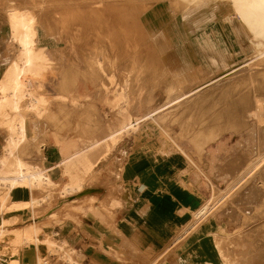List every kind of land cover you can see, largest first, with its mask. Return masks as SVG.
Instances as JSON below:
<instances>
[{"label": "rangeland", "instance_id": "rangeland-1", "mask_svg": "<svg viewBox=\"0 0 264 264\" xmlns=\"http://www.w3.org/2000/svg\"><path fill=\"white\" fill-rule=\"evenodd\" d=\"M15 1L19 6H30L33 7L35 11L38 10L37 15L40 23L39 44L46 45L44 46L45 52H47L52 59V69L49 70L46 76L45 84H42L40 87L41 90L46 92V96H48L50 100L45 112L46 114H44L41 119L44 123L42 125L46 128V145H49L50 141H54L57 146L60 147L63 141L65 143L70 142L69 144L72 147L68 149L67 155H69V158L74 159L82 152L84 153L85 151H88L92 144L91 141L94 139L101 140L106 135L112 132L116 133L117 131L118 135L116 134L114 137L115 141L109 139L101 143L99 150L96 151V154L92 158L95 160V163L89 172H81L82 166L72 167L71 171L73 174H80L82 176L84 186L81 192L72 191L65 193L64 196L61 194V188L66 182L71 180V175L64 171L66 163L61 164V162L64 161H60L63 157L61 149H56V152H58L60 156V162H58V165H54L56 167L53 170L49 169V167H52L53 165H46V170H49L48 172L51 173L52 178L57 181V185L48 189L47 192L45 191L46 189H41L40 192L39 190L32 191V196L38 198L42 197L41 199L43 202L41 205L33 208L32 206L20 207L25 211H30V220L28 222H23L22 218H18L14 215L15 213L12 212L13 210L20 208L11 209L8 206H5L4 209L0 211V226L6 225L9 229L10 227L11 229L18 227V229H22L32 222L38 221L46 224L47 228L45 227V235L48 234L52 239H55L58 237L54 236L56 234V231L53 228L54 226L65 225L74 221L77 222L84 217L97 219L105 226L111 225L114 223L115 219H117L116 216L118 215L117 210H110L111 199L115 197L121 200L126 199L123 197L124 188L121 186L119 180L122 165L115 166L113 164L112 158L116 155V150L113 149V146L119 139H130L132 143L131 145L135 146L130 149V151L139 148L141 142L145 141V137L141 135V132L149 124V121H146L145 124L140 126L137 130H134L133 128L123 129L121 120L124 118H122V116H124V114H129L131 117L140 116L141 114L164 104L165 101L168 100V97L185 93L195 88L196 84L198 85L200 82H203V80H208L211 77L213 78L216 75L215 73L221 74L226 69H218L215 73H211L208 76H206L208 74L206 73L198 80H193V77L190 76L185 77L184 73L173 71L172 65L165 57V51L168 48L166 46H168V44L162 45L161 42L159 45L162 46L164 51L162 58L164 63L163 71L162 76H157V79L155 78L154 68H152L154 66V60L148 57L150 54L149 51L154 50V44H158V41L154 34L155 32L151 33L152 31L145 20V13L152 10L155 6L162 4L163 0ZM8 2L9 0H0L1 41L9 35L8 21L5 13V5ZM165 3L172 8H176L175 13L177 15L179 14L178 0H166ZM252 37L253 36L243 39V45H245V47L251 48L250 46L253 41ZM178 38H180V40H178ZM181 39L180 36L172 35L173 47H175V43H177L183 48V50H187V47H189L188 44L186 42L183 43L184 40L181 41ZM14 45L17 48L16 43H14ZM249 52L253 53V48ZM256 54H254V57L248 56L250 60L253 57L251 60L252 63L259 62L257 61V57H255ZM245 59L246 58L240 59V61L242 60L243 62ZM219 62L220 66L225 64V68L227 69L238 65L232 63L231 66L226 67L227 63ZM186 63H177L180 65L178 71H181L183 67L188 68L189 66L187 67ZM189 63L190 62H188V65ZM80 64H82V66H88L90 68L88 72L85 70L81 71L80 68L78 69L77 66ZM140 66H143V69H140ZM193 66H195V64H193ZM256 66L260 71L253 77L246 79L243 82L244 84L242 83L239 85L237 88L238 90L229 89V92L225 96L219 97V94L217 97L216 94L221 92L224 86H236L237 79L233 78L230 82H227V79H225L224 81L215 82L212 86L205 88L200 94H198V96L194 95L189 98L186 104L188 110L183 115L189 132H186V135L181 131V123L170 122L172 126L170 125L169 128L174 135L179 136L177 138L179 143L182 144L192 157L195 158L196 163L202 167L205 172L207 171V176L205 177L208 182L212 181V176L216 173L211 171V166L208 170L209 166L206 155L202 156L200 153L198 154V151H196L195 148L196 146L190 136L202 131H198V129L212 128L213 124L217 122V118L222 119L221 112H223L224 109H228L227 112L230 114L232 101H235V108L238 112L244 115L242 118L249 121V124L252 123L253 125H256L260 122L264 127V118L261 122V120H257L258 118L256 116H246V114H249L247 111H253L255 109V101L257 100L254 96L259 94L260 99L264 98V61L258 63ZM92 67L93 69H91ZM144 67H146L147 70L144 69ZM195 68L196 67H189L188 69L191 72L195 70ZM209 68L211 67L208 65L207 69ZM150 71L152 72L151 74ZM59 72H61L60 79H48L49 75L58 77ZM146 72L151 75L152 78H150V81L153 82L152 84L140 83L144 81ZM217 78L219 77H215L214 79ZM186 79H190L191 83ZM155 80H157V84L154 83ZM182 81H184V83L180 84ZM74 82H76V84H74ZM80 83L83 85L82 87L79 86ZM174 86L177 88L180 87L182 90L179 92H172V94L164 91L165 88H171ZM241 88L243 89L241 90ZM107 90L110 91L107 92ZM74 91H76V93L79 92L78 94H80V98H78L79 100L76 102L72 101L73 94L75 93ZM250 91L252 94L248 93ZM111 93H114L119 97L122 95L119 106L114 107L107 102V95L114 96V94ZM60 94L66 95V98L62 97ZM148 95L153 98V101H151L152 103H149ZM140 101V105H142V109L140 108L141 110L135 108V104ZM208 102L210 104H208ZM206 104L208 108L205 106ZM222 106H225L226 108ZM203 107L204 109H202ZM121 109H123V113H121ZM201 111L205 112V116H203L204 119L199 115ZM212 115L217 116L212 118ZM194 117L202 119L203 124H195ZM75 125L81 126L82 132H74ZM63 129H70L72 131L61 132L60 130ZM242 129H227L224 132H221L217 138H219V140H227V144L225 145L226 150L233 149L235 143L239 139L237 131ZM231 130H235V132H232ZM203 131L205 130L203 129ZM150 132V137L146 141H153V143L158 144L155 147L158 150H161L163 148L160 145V140H162V135L160 133L161 129L156 126ZM59 133H62L64 137ZM219 140L216 141L215 139L209 142L206 147L211 148L219 142ZM166 141V144H168L167 146H169L170 141ZM39 142L38 144L36 143V147L33 148L35 152V154H32L34 164H36V161L39 158H42L38 148L40 145ZM170 146L172 149L167 148L169 150L168 152L171 150L178 151L173 144H170ZM242 151L243 149L240 150L239 154L236 153V156L233 157L236 159H232V162L230 161L229 171H232L234 174L232 178L242 171L247 165L250 159L249 157H251V155L243 156ZM237 154L239 156H237ZM226 166L228 168V165H223V168H226ZM41 167L45 166L41 164ZM197 168L194 166L188 173L192 171L194 173L197 172L199 169ZM253 183H256L257 186L260 187L255 191V193L258 194L256 195L257 202L242 205L243 207L236 205L234 206L235 212L233 213L230 211L231 213L229 214L233 219L232 222H237L238 220L235 215L240 214L238 218L242 219V223L237 226H234V224L231 226L230 224L231 227H236L232 228V230H230V228L225 229L224 227H221L222 234L225 235L230 232L232 234L231 238H226V244H221V247H223L225 251V248H227L225 257L229 256L231 259V257L236 254L237 264H248L252 259L254 260V255L257 256L259 253L261 254L259 255L260 257H264V209L261 207L262 201L264 200V179L257 175L240 190H235L229 197V199L232 198L231 200H228L225 205H220L221 207L219 206V208L207 217L211 220L220 209L226 206L232 207L233 205L231 204L234 201L244 198L245 195H248L252 191L251 187L253 186ZM2 187L3 186L0 187V198H6L7 203H9L10 191L5 187H3L4 189ZM41 193L45 194L41 196ZM201 224L203 223H200L199 225ZM239 227L243 228L242 231L239 230ZM195 230L196 228L190 232L184 240L172 245L168 249L158 252L153 251L152 254L148 255L146 251L142 249L135 251L131 244L125 239H122L119 242L116 240V242L108 243L105 245L106 247H104L107 251L106 255L103 256L100 254L99 258L95 257L94 260L87 262H84V256L80 257L77 255L75 248L67 246L63 249L65 251L67 250L66 252H70V249L72 248L74 253L73 256L76 261L80 262V264H175L176 252L187 245L190 236H195ZM211 230L216 232L219 229L213 225ZM55 240L61 242L58 241V239ZM223 240L224 238H217V245L220 243L219 241ZM257 241L258 244L256 243ZM12 243L13 242H11L7 236L0 238V247H10ZM31 248L29 252L21 250L17 253H14L11 248H7L5 252L0 251V259H2V262L6 263L11 258L31 253L34 258L32 264H44L46 262L49 264H74L73 261L66 260L68 258L63 257L65 255V253H63L64 250H61L62 248H59V246L49 248L46 245L41 244L38 246L32 245ZM245 250L246 252H244ZM246 253H249L250 255ZM247 255L248 258L251 256L252 259H250V257L249 261L246 260ZM195 256L199 258L198 255ZM242 256L245 257L242 258ZM153 258L155 259L151 261ZM226 260L227 259H225V261ZM197 264L211 263L209 261L208 263L204 261L198 262ZM258 264H264V258L259 259Z\"/></svg>", "mask_w": 264, "mask_h": 264}, {"label": "bare ground", "instance_id": "bare-ground-1", "mask_svg": "<svg viewBox=\"0 0 264 264\" xmlns=\"http://www.w3.org/2000/svg\"><path fill=\"white\" fill-rule=\"evenodd\" d=\"M165 1L166 0H163L162 4L155 6L152 10L147 11L145 13V20L147 21L152 31L151 33L155 32L154 34L156 35L158 44H161V42L162 45L168 44V46H166L168 47L166 51H172V53L166 54L165 57L167 59L169 58L167 61L172 65L173 71L184 73L185 77L190 76L193 77V80H198L201 79V76H204L206 73H208L206 75L208 76L211 73H215L218 69L222 68V70H226H224L221 74L215 73L216 75L213 78L211 77L208 80H203V82H200L198 85L196 84L195 88L185 93L173 97L170 95L171 97H168V100L165 101L164 104H161L160 106L155 107L152 110L141 114L140 116L131 117L129 114H124V116H122V118L124 119L121 120V123L123 125L122 128H133L134 130H137L140 126L144 125L146 121H149L147 127L141 132L142 136H150V131L157 126L159 129H161L160 133L162 135V140L160 141L162 142L161 146L163 147L159 151L164 155L166 153L168 154L170 152H176L173 150L168 152L169 150L167 148L172 149L170 144H173L177 148V152H180L190 160V163L193 167L195 166L196 168H199H197V175L207 176L202 167H200L196 163V160L187 151V149L179 143L177 139L179 136L174 135L169 128L171 125L170 122L173 121L174 123H181V131L186 135L188 129L187 123L185 122V117H183V115L188 110L186 104L189 98L193 97L194 95L198 96V94H200L202 90L212 86L215 82H221L225 79H227V82H230L233 78L237 79L236 86H224L223 90L216 94L217 97L219 94V97L225 96L229 92V89L238 90L237 88L239 87V85H241L246 79L253 77L260 71L259 69H257L258 67L256 65L264 61V0H178V15L175 13L176 8H172L171 6L167 5ZM37 11H35L34 8L30 6H19L15 0H9V2L5 5V13L8 21L10 38L17 44L18 47L15 56H13V62L6 69L4 75L0 77V115L5 117L3 118L5 119L4 123L8 125L9 129L12 132V138H9L11 139V143L8 144V146H10L8 150L9 153H12L14 146L20 144L19 142H22V140H24L23 125L25 115H27V113L25 114L24 107L27 106V112L34 113L36 119L41 120L44 114H46L45 112L50 102L49 97L46 96L44 92L40 91V87L42 86V84H44L43 78L45 73L47 76L49 70L52 69V59L49 57V54L45 52V47L39 44L40 23ZM172 35L180 36L182 38L181 41L184 40L183 43L186 42L188 44V49L183 50V48H181L179 44L175 43V50V47H173L174 44L172 42ZM251 36H253L252 45L250 46L251 48L245 47V45H243V39ZM178 40H180V38H178ZM252 48L253 53L249 52ZM254 54H256L255 57H257V61H259L257 63L251 62ZM248 56L253 57L250 60ZM243 58L246 59L243 62L242 60L240 61V59ZM219 61L227 63L226 67L231 66L232 63H236L238 65L232 66L231 68L227 69L225 68V64L220 66ZM188 62H190L189 65ZM177 63H186L187 67L189 66L191 68H196L191 72L188 69L189 67H183L181 71H178L180 65H178ZM193 64H195V66H193ZM208 65L211 68L207 69ZM201 68H203L205 71ZM215 77L219 78L214 79ZM188 80L190 81L189 83H191V80ZM183 83L184 81H182L180 84ZM74 84H76V82H74ZM79 86L82 87L83 85L80 83ZM242 89L243 88H241V90ZM181 90L182 88H177L175 86L164 89L165 92L167 91L171 94L172 92H179ZM108 91L110 90H107V92ZM74 92L75 93L73 94L72 101L76 102L79 100L78 98H80V94H78L79 92ZM248 93L252 94L251 91ZM60 95L66 98V95ZM147 97L149 98V103L153 101V98L151 96L148 95ZM254 97H256L255 99L257 100L255 101V109L253 111H247L249 114H246V116H256L258 118L257 120H261L262 122L264 118V98L260 99L259 94L255 95ZM120 98H122V95L120 97L116 94H114V96L107 95V102L111 104V106L117 107L120 104ZM26 99H28V103H26ZM234 102L235 101L231 102V110L229 109L230 114L229 112H227L228 109H224L223 112H221L222 119L217 118V122L220 120L222 122H215L212 128H203L205 131H203V129H198V131L202 130L203 132H197L193 136H190L191 140L196 146L195 148L196 151H198V154L200 153L201 155H203L205 153L207 144L215 139L216 141L219 140V138L217 137L221 132H224L225 130L231 128H243L242 130L237 131L239 139L235 143L233 149L226 150L225 145L227 144V140L220 139L219 142H217L216 146H218L219 148H223L221 156L216 157L219 151H221V149L219 148L211 149L209 151V154H213L212 157L209 155L211 171H222L220 174H213V177L215 176L218 182H225V188L218 189L217 192H214L212 196L207 198L202 206L194 211V219L181 227L177 231L174 238L169 240V243L165 244L164 247L155 250V252L161 250L164 251L172 245L180 242L181 240H184L187 235L195 228V236L200 237L207 230L202 228L199 224L204 221L213 211L219 208L220 205H225L228 200H231L232 198L229 199V197L235 190H240L246 183L252 181L253 178L257 175H259L260 178L264 179V127L260 122L256 125H253L252 123L249 124V121H246L245 118H242L244 115L237 111ZM140 103L141 101L135 104L136 109H142V105H140ZM208 104L210 103L208 102ZM205 106L207 107V104ZM6 108L14 111V114L10 116L7 111H3ZM202 109H204V107ZM173 111L176 113H174ZM123 112V109H121V113ZM201 112L199 115L204 119L203 116H205V112ZM212 116V118H214L217 115ZM198 118L199 117H194L195 124H203V120ZM40 123L42 124L43 121H40ZM231 131L235 132V130ZM117 132H112L106 135L101 140L94 139L93 141H91L92 144L90 145V149L88 151H85L84 153L82 152L78 157L74 159L69 157L63 159L64 161L61 162V164L66 163L64 171L71 175V180L66 182L62 186V196H64V194L68 192L82 191L84 186L82 176L80 174H73L71 171L72 167L82 166L81 172H89L92 169L93 164L95 163V160H93L92 158L96 154V151L99 150L101 143L109 139L115 141L114 137L116 136ZM13 135H15V138H13ZM166 140L170 141L169 146H167L168 144H166ZM38 148L40 150V154L42 155L43 148L41 146H38ZM242 149L243 156L251 155V157H249L250 159L247 165L242 169V171L229 180L228 177H230V161L232 159H236L233 157L236 156V153L239 154L240 150ZM238 154L237 156H239ZM7 160L8 159L6 158L2 159V167L0 168V187L3 186L8 189V191H11L16 187H26L31 191L39 190L40 192L41 189H46L45 191L47 192L48 189L57 185V181L52 178L51 173L48 172L49 170L47 171L46 168L41 167L38 164L27 163L20 157H16V159L14 161H10V163H8V165L6 166V169H4L5 162H7ZM223 165H228V168L225 172L222 167ZM211 183L214 184L213 181H211ZM259 188L260 187L257 186L256 183H253V186L251 187L252 191L248 195H245L242 199L247 201V204L252 203L255 200L256 195H258L257 193H255V190ZM44 194L41 193V196ZM41 198L33 196L28 201H12L11 203H7L6 198L2 197V199L0 198V211L3 210L5 206H8L11 209L25 206H32L33 208L41 205V203L43 202ZM126 200L128 201V199ZM121 205L122 201L120 199H118L117 197L112 198L110 202V210L113 209V207ZM261 207L264 209V200L262 201ZM208 219L210 218H207V220ZM45 227L46 224L38 221H34L22 229H18L19 227L12 229L10 227L9 229L6 225H1L0 238H2L3 236H7L13 243L10 247H0V251L5 252L7 248H11L14 253H17L21 250H23L24 252H29L32 245L38 246L41 244L46 245L49 248L59 246V248H62L61 250H64L63 248L68 246L66 244L67 242H57L55 239H52L50 235H45ZM242 229L243 228L239 227L240 231H242ZM216 232L222 233V229L219 228V230ZM231 236V232L228 234L226 233L223 236L224 240L219 241L220 243L218 242L220 245L218 244L217 246V255L222 258L224 254L222 258L223 261L221 262L220 260H218V256L215 258V255L211 253L210 255L212 258L206 259L205 262L208 263L209 261L211 264H235L236 262L237 264L238 262L236 260V254L232 256L231 259L229 256L225 257L227 248H225V251L224 248L221 247V244H226V238H231ZM207 239L208 238L199 241L196 245L192 246V249L195 250V248L199 246L200 243L202 244L204 241L206 242ZM128 242L131 244L135 251L140 250L139 246L130 241ZM256 243L258 244V241ZM66 251L64 250L63 252L65 253V255L63 254V257L68 258L66 260L73 261L74 264H80V262L76 261V259L74 258L72 248L70 249V252ZM152 252L153 250L151 249L146 250L147 255L151 254ZM244 252H246V250ZM197 255H200L199 260H201V254ZM259 255L261 254L259 253ZM259 255H254V260L251 256V258L249 257L250 259H252V261L250 260L252 264H258L259 259L264 258L260 257ZM244 257L242 256V258ZM246 257V260L249 261L248 255ZM154 259L155 258H153L151 261H153ZM225 259L227 260L225 261ZM1 260L2 259H0V264H28L22 261L20 256L11 258L6 263L2 262ZM251 262L248 264H251ZM44 264L49 263L46 262Z\"/></svg>", "mask_w": 264, "mask_h": 264}, {"label": "crops", "instance_id": "crops-1", "mask_svg": "<svg viewBox=\"0 0 264 264\" xmlns=\"http://www.w3.org/2000/svg\"><path fill=\"white\" fill-rule=\"evenodd\" d=\"M14 43L15 42L10 38V34L2 41L0 39V77L4 75L6 69L13 62V56H15L18 48L15 47ZM40 45L46 46L44 44ZM154 47V50L149 51L150 54L148 58L154 60V66L152 68H154V76L157 79V76H162L164 64L162 58L164 51L159 44L155 43ZM165 53L170 54L172 51H165ZM93 67L91 69H93ZM77 68H80L81 71L85 70L86 72L90 69L88 66H82V64L78 65ZM139 68L143 69V66ZM144 69L147 70L146 67H144ZM151 73L150 71V74ZM150 74L146 72L144 81L140 83L152 84L153 82L150 81V78H152ZM60 76L61 72L58 73V77L49 75L48 79H60ZM43 79L45 84L46 73ZM154 83L157 84V80H155ZM41 92H44L46 95L45 91L41 90ZM27 100L28 99L25 100L26 103H28ZM24 109L25 114L27 113L23 125L24 140H22V142L20 141V144L14 146L12 153L8 151L10 148L8 144L11 143V139L9 138H12V132L8 125L4 123L5 119L3 118L5 117L0 115V168L2 167V159L4 158L8 159L7 162H5L4 169H6L8 163L14 161L16 157H20L25 162L33 164L32 154H35L33 148L36 147V143L41 140L39 146L43 148V154L42 158L36 161V164L40 166L43 164L45 166L44 168H46V165H53L49 167V169L53 170L56 167L54 165H58V162L69 157L67 151L72 146H70V142L65 143L64 141L60 147L57 146L54 141H50V144L46 145V128L42 125L44 123L41 124L40 121L42 120L36 119L34 113L27 112V106H25ZM3 111H7L10 116L14 114V111H11L9 108ZM60 131L71 132L72 130L63 129ZM74 132H82V127L75 125ZM59 134L64 137L62 133ZM149 137L150 136H145V141L141 142L140 147L135 148L133 151H130V149L135 146L131 145L130 139H119L113 146V149L116 150V155L112 158L113 164L115 166L122 165L119 180L121 186L124 188L123 197L128 199V201L126 199H120L122 205L111 209L117 210L118 212L116 216L117 219H115L113 224L105 226L97 219L84 217L77 222L74 221L69 224L56 225L53 227L56 231L54 236L58 237L55 239L61 242L66 241L68 246L75 248L77 255L80 257L84 256V262L92 261L95 257L99 258L100 254L103 256L106 255L107 251L104 248L106 247L105 245L116 242V240L119 242L125 239L126 241L136 244L144 251L147 249L155 251L164 247L165 244L169 243L170 239L174 238L181 227L194 219V211L201 207L207 198L212 196L214 192H217L218 189L225 188L226 183L222 181L218 182L215 176H212L211 180L214 182V184H212L211 181L208 182L205 176L197 175V172L194 173L192 171L188 173L193 166L187 157L180 152L162 154L155 147L158 144L153 143V141H146ZM13 138H15V135H13ZM160 143L162 144L161 141ZM216 145L217 143L211 148L206 147L205 153L203 154L206 155L208 160V170L211 166L209 160L210 156H213V154H209V151L219 148ZM59 148L63 154L60 161V156L58 152H56V149ZM219 149H221V151H219L216 157H220L222 154L223 148ZM223 169L225 172L227 167ZM203 171L205 172L204 169ZM221 172L222 171L215 173L220 174ZM230 172V177H228L229 180L234 175L232 171ZM9 196V203L12 201H28L33 197L32 191L26 187H16L12 189ZM256 198L250 204L256 203ZM246 202L247 201L243 199L236 200L231 204L233 205L232 207L226 206L220 209L211 220L206 219L204 220L206 222L202 221L201 223L203 224L200 226L207 231L200 237H189L187 245L176 252L175 264H197L198 262H204L206 259L212 258L210 255L211 253L214 254L216 258L218 256L217 238H224V234L212 231L213 225L218 227V229L221 227L225 229L230 228V230L236 228L231 226L233 224L237 226L242 223V219L238 218L240 214L235 215L239 223L232 222L233 219L229 214L235 212L234 206L248 205ZM12 212L15 213L14 215L18 218H22L23 222H28L30 220L29 210L25 211L20 208ZM206 238H208L206 242L200 243L195 250L192 249V246ZM197 254H201V260L195 256ZM20 257L22 261L28 264H32L34 260L31 253L27 255L22 254ZM218 260L221 262L223 261L220 256H218Z\"/></svg>", "mask_w": 264, "mask_h": 264}]
</instances>
